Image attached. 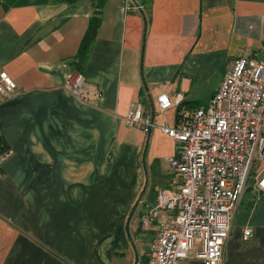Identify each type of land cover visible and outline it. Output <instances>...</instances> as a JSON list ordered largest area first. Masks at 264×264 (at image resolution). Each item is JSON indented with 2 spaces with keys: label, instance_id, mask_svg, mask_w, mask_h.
I'll use <instances>...</instances> for the list:
<instances>
[{
  "label": "crops",
  "instance_id": "obj_1",
  "mask_svg": "<svg viewBox=\"0 0 264 264\" xmlns=\"http://www.w3.org/2000/svg\"><path fill=\"white\" fill-rule=\"evenodd\" d=\"M83 1L9 11L0 2V66L19 93L0 105V144L13 151L0 175V264H149L173 214L142 220L158 191L180 186L169 162L179 145L159 128L128 127L129 108L181 95L154 114L156 125L178 126L210 104L238 56L264 59V0H107L76 71L82 102L66 79L95 11ZM253 175L222 264H264V192ZM198 250L184 264H202Z\"/></svg>",
  "mask_w": 264,
  "mask_h": 264
},
{
  "label": "built area",
  "instance_id": "obj_2",
  "mask_svg": "<svg viewBox=\"0 0 264 264\" xmlns=\"http://www.w3.org/2000/svg\"><path fill=\"white\" fill-rule=\"evenodd\" d=\"M138 10L141 8L138 7ZM85 79L70 73L66 86L82 102ZM18 86L0 66V105L18 95ZM182 104L167 94L148 110L135 102L125 116L130 128L149 135L159 128L178 143V154L169 159L180 177L177 190L158 191L156 205L142 220L147 228L161 212L171 213L161 222L150 245L149 264H184L194 249L202 264H222L231 226L253 172L264 192V59L257 54L238 56L213 95L209 107L184 112L178 126L155 124V115ZM13 151H0V175ZM251 229L244 240L252 238Z\"/></svg>",
  "mask_w": 264,
  "mask_h": 264
},
{
  "label": "trees",
  "instance_id": "obj_3",
  "mask_svg": "<svg viewBox=\"0 0 264 264\" xmlns=\"http://www.w3.org/2000/svg\"><path fill=\"white\" fill-rule=\"evenodd\" d=\"M82 0H0L4 11H9L13 8L26 7V6H49V5H68L75 6ZM96 13L90 18L88 29L82 39L79 52L76 55L73 64L74 70L81 72L82 67L86 63L90 48L96 39L98 30L101 25V14L107 0H90ZM0 144V151L5 150Z\"/></svg>",
  "mask_w": 264,
  "mask_h": 264
},
{
  "label": "rangeland",
  "instance_id": "obj_4",
  "mask_svg": "<svg viewBox=\"0 0 264 264\" xmlns=\"http://www.w3.org/2000/svg\"><path fill=\"white\" fill-rule=\"evenodd\" d=\"M89 1V0H88ZM86 1L84 0L83 1V3H85ZM96 13V10L94 11V13H93V15ZM73 72H75L76 73V70H74V68H73ZM203 107H205V108H208L209 107V102L207 101V102H204V105H203ZM254 173V172H253ZM252 176H254V175H252ZM253 181V178L252 177H250V180H249V184H248V186L249 185H253V183H251ZM149 263V262H148Z\"/></svg>",
  "mask_w": 264,
  "mask_h": 264
}]
</instances>
